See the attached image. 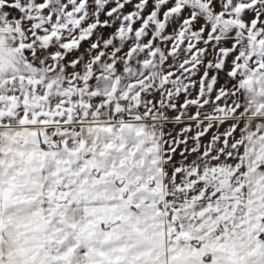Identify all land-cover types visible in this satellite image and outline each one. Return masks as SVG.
Wrapping results in <instances>:
<instances>
[{"label":"snow or ice","instance_id":"6c2138e0","mask_svg":"<svg viewBox=\"0 0 264 264\" xmlns=\"http://www.w3.org/2000/svg\"><path fill=\"white\" fill-rule=\"evenodd\" d=\"M0 264H264V0H0Z\"/></svg>","mask_w":264,"mask_h":264}]
</instances>
